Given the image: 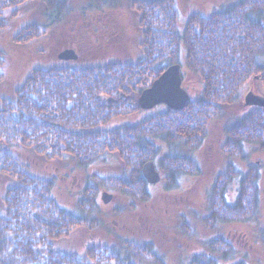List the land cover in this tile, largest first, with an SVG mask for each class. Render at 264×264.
I'll list each match as a JSON object with an SVG mask.
<instances>
[{
    "label": "trees",
    "instance_id": "trees-1",
    "mask_svg": "<svg viewBox=\"0 0 264 264\" xmlns=\"http://www.w3.org/2000/svg\"><path fill=\"white\" fill-rule=\"evenodd\" d=\"M27 2L42 3L49 15L44 24L22 28L13 38L17 45L40 38L73 13L69 0H0V17L2 11ZM91 2L90 7L99 9L110 0ZM131 7L139 14L141 32L137 62L35 69L20 88L1 99L0 142L4 146L0 147V174L15 185L7 189L0 207V264H165L150 242L116 235L111 244L88 247L81 255L55 249L53 242L94 221L59 207L50 196L54 179L29 175L8 148H25L47 161L69 156L78 167L105 154H116L123 175L95 176L96 185L146 202L147 183L141 174L144 163L159 158L166 189L173 188L180 174L198 172L186 157L160 155L156 141L197 149L207 136L209 123L224 115L251 77L258 76L264 86V64H259L264 57V0H240L206 18L191 16L182 32L177 28L174 0H132ZM3 26L0 22V28ZM181 45L186 68L202 83L197 96L182 110L166 108L140 121L110 127L115 120L140 111V93L178 63ZM228 121L223 152L239 156L242 142L264 150V111L253 109ZM228 169L216 176L208 192L206 225L240 220L255 210L256 172L250 170L242 176L237 199L231 204L224 196L238 173ZM97 188L86 185L77 203L85 216L96 208ZM260 238L264 244V225ZM205 247L208 252L193 254L188 264H218L215 253L225 257L230 252L229 244L220 237L209 240Z\"/></svg>",
    "mask_w": 264,
    "mask_h": 264
},
{
    "label": "rangeland",
    "instance_id": "rangeland-1",
    "mask_svg": "<svg viewBox=\"0 0 264 264\" xmlns=\"http://www.w3.org/2000/svg\"><path fill=\"white\" fill-rule=\"evenodd\" d=\"M238 1L174 0L177 28L182 32L191 16L206 18ZM131 2L110 0L97 9L90 7L93 4L91 0H69L73 13L64 16L43 36L25 45L15 44L14 36L27 25L46 23L49 12L40 2H27L2 11L0 22L4 26L0 28V109L1 99L20 88L35 69H48L52 66L83 69L113 61L137 62L141 57V32L138 26L139 14L131 7ZM68 49L73 50L77 58L59 59L60 53ZM259 64H264L263 56L259 58ZM174 65L180 67V87L189 99L196 97L202 83L186 68L185 49L182 45L178 63ZM250 96L264 98V86L258 76L251 77L241 87L234 104L226 108L222 117L209 123L207 136L197 149H187L182 143L168 145L162 141L155 142L159 146L160 155L186 157L196 164L198 172L196 175L180 174L173 188L166 189L159 158H155L153 163L160 180L155 184H147L149 198L146 202L120 196L96 185L93 180L95 176L105 178L123 175V165L116 154H105L86 167H78L69 156L47 161L31 150L8 148L29 175L54 179L50 196L59 207L76 217L94 221L90 226L74 231L68 238L53 242V247L61 252L81 255L88 247L111 244L116 235L132 241L150 242L165 264H188L193 254L208 252L205 243L220 237L229 244L230 252L225 257H218L219 254L215 253L218 264H264V244L260 238V230L264 225V150L259 145L242 142L237 157L222 151L224 125L229 118H234L228 121L231 122L250 110L264 111L247 102L246 98ZM166 108L164 104H157L150 109L140 108L137 114L115 120L110 127L140 121ZM228 168L238 173L224 196L226 202L231 204L237 199L242 176L250 170L256 172L255 210L240 220L206 225L203 217L208 214V192L216 176L227 173ZM14 185V180L0 174V207L7 189ZM86 185L98 187L96 208L89 216H85L77 206ZM102 193L112 196L109 203L102 202Z\"/></svg>",
    "mask_w": 264,
    "mask_h": 264
},
{
    "label": "water",
    "instance_id": "water-1",
    "mask_svg": "<svg viewBox=\"0 0 264 264\" xmlns=\"http://www.w3.org/2000/svg\"><path fill=\"white\" fill-rule=\"evenodd\" d=\"M61 60H75L77 55L73 50H64L58 56ZM179 65L168 67L152 84L143 90L138 97V106L141 109H150L157 104H164L168 109L179 111L182 110L187 102L188 95L180 87ZM247 102L264 109V98L247 97ZM141 174L147 184H155L159 182L160 175L156 171L153 161L144 163L141 169ZM112 196L108 193H102L101 200L104 204L111 201Z\"/></svg>",
    "mask_w": 264,
    "mask_h": 264
},
{
    "label": "bare ground",
    "instance_id": "bare-ground-1",
    "mask_svg": "<svg viewBox=\"0 0 264 264\" xmlns=\"http://www.w3.org/2000/svg\"><path fill=\"white\" fill-rule=\"evenodd\" d=\"M264 27V26H263Z\"/></svg>",
    "mask_w": 264,
    "mask_h": 264
}]
</instances>
